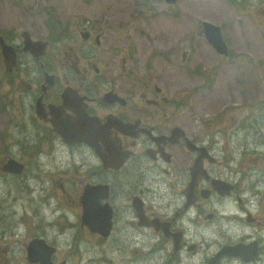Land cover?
<instances>
[{
  "label": "flooded vegetation",
  "instance_id": "flooded-vegetation-1",
  "mask_svg": "<svg viewBox=\"0 0 264 264\" xmlns=\"http://www.w3.org/2000/svg\"><path fill=\"white\" fill-rule=\"evenodd\" d=\"M1 1L2 73L17 92L18 106V115L8 122L18 133L34 132L24 135L14 150L34 155L43 144L49 155L55 149L64 152L69 167L66 172L79 167L80 174L70 177L71 185L66 193L74 217L87 216L83 187L104 186L95 192V199L100 215L109 218V225L91 233L98 248L109 252L106 256L99 255L100 262L212 264L210 260L217 249L247 241L257 243L255 256H240L235 248L231 251L235 257L224 256L222 261L224 264L230 260L245 263L241 259L256 262L262 254L260 240L247 236L236 239L245 221L258 223L250 217L240 197L235 195L243 216H227L219 221L215 202L224 198L216 192L207 196L211 182L204 168L205 175L199 179L201 191L193 187L191 167L199 169L205 161L211 177L231 189L227 191L228 197L235 192V170L225 160H219L215 141L213 148L207 146L205 150L193 144H198L196 139L187 140L179 126L172 123L173 119H158L155 108H138L131 98L132 88L122 80L125 72H132L134 94L142 91L141 96H145L148 86L139 80L140 63L148 57L151 48L139 46L135 57L134 43L153 42L164 48L162 44L166 40H174L180 52V64L197 55L193 76L202 75L204 65L211 63L203 87L211 81L212 85L216 73L214 61L206 59L215 58L201 41L220 50L210 25L215 15V0ZM226 1L234 9L261 6L264 12V0ZM5 5L17 12L7 10ZM29 6L30 12L24 13ZM7 17H12L14 22L6 23ZM155 55L150 54L145 68H154V57L161 59ZM151 90L159 92L160 88L153 85ZM146 97L144 102L154 107L171 102L163 96ZM8 104L13 106L12 102ZM5 106L0 104L1 114ZM137 113L151 123L141 126ZM0 124L5 131L7 120L2 118ZM230 133L241 137L251 130L240 122ZM213 134L219 137L215 130ZM135 146L139 150L133 151ZM224 164L227 175L220 169ZM132 169L146 178L139 184L128 181ZM175 186L180 187L178 192ZM215 222L218 227L214 229ZM209 223L212 227L206 230L205 237L199 227ZM80 228L87 231L85 225ZM215 233L221 238L218 243ZM81 264L88 261L83 259Z\"/></svg>",
  "mask_w": 264,
  "mask_h": 264
},
{
  "label": "rangeland",
  "instance_id": "rangeland-1",
  "mask_svg": "<svg viewBox=\"0 0 264 264\" xmlns=\"http://www.w3.org/2000/svg\"><path fill=\"white\" fill-rule=\"evenodd\" d=\"M4 7L9 11L17 12L9 5ZM29 12L30 6L24 10L26 14ZM21 18L24 19L22 15ZM0 21H2V1ZM211 21L221 26L229 50L228 55L219 56L210 45L201 41L215 58L206 59L208 62L214 61L216 73L213 75L212 85L211 81L208 86L203 87L206 84V76L210 74L211 63L204 65L202 75L193 76L197 55L193 56V60L186 59L180 64L181 56L179 50L175 48L174 40H166L162 44L164 48L153 42L134 43L135 57L139 46L151 48L148 57L140 63L142 71L139 80L148 86L145 96H141L142 91L134 94L131 84L134 80L132 72H125L122 80L132 88L131 98L135 105L149 110L155 108L158 119L169 117L173 119L172 123L202 141H206L211 136L209 131L215 130L219 136V143H215L219 160L227 162V157L232 152L236 158V166L232 168L237 169L242 176L241 184L246 183V188L251 190V193L262 189L258 195L261 203L260 212L256 217L260 222L253 224L249 219L242 225L253 231L254 228L264 226V12L261 6L250 10L234 9L226 0H215V15ZM13 22L12 17L6 18V23ZM151 53H156L155 56H160L161 59L154 57V68L147 69L144 65ZM7 82L6 76L2 73L0 59V104L2 107L6 104L5 109L2 108V114L0 111V120L2 118L7 120L5 131L0 124V168L4 162L2 158L5 156L21 163L20 169L16 172L10 173L6 170L11 175H6L5 171L0 169V264H39L28 262L25 255L24 245L33 237L43 238L48 245L57 249L59 259L52 260L54 264H58L66 256H73L69 264H81L83 259L76 263L74 260L84 251L94 254L92 259H86L91 260L88 264H103L99 255L106 256L109 252L105 248H98L95 237L82 230L79 219L69 213L72 205L62 191L64 189L68 193L71 185L70 172L69 170L66 172L69 167L66 166L64 152L55 149L52 155H49L43 144L36 148L34 155L14 150V146L19 144L24 135L30 136L34 132L28 129L29 134L18 133L8 122L18 115V106L17 92ZM153 85L160 88V91H152ZM146 96H163L171 102L154 107L144 102ZM9 102H12L13 106H9ZM227 107L233 109L229 110ZM136 115L139 116L142 125L147 126L151 123L139 113ZM32 118L37 119L35 116ZM240 122L251 130V133L234 137L230 132ZM220 169L224 174L228 172L226 164ZM145 178L143 173L134 169L127 176L128 181L137 184ZM229 201L234 205V198L229 199L225 205ZM4 206L8 209L6 213L2 211ZM91 215L93 218L96 217V208L92 210ZM74 226L73 238L79 250L71 246L63 248L62 235ZM211 227V223L201 224L199 229L205 232L207 237L206 230ZM213 227L214 229L218 227V223L215 222ZM22 230H24L23 235L16 238L15 232ZM215 236L217 241H221L218 233H215ZM237 238H240V235ZM261 245L262 254L257 261L259 264H264V243L262 242ZM16 249L20 251V256L13 255V250Z\"/></svg>",
  "mask_w": 264,
  "mask_h": 264
},
{
  "label": "bare ground",
  "instance_id": "bare-ground-1",
  "mask_svg": "<svg viewBox=\"0 0 264 264\" xmlns=\"http://www.w3.org/2000/svg\"><path fill=\"white\" fill-rule=\"evenodd\" d=\"M81 128H83V127H81ZM79 129H80V127H79ZM79 129H78V130H79ZM74 130H75V129H74ZM79 131H80V130H79Z\"/></svg>",
  "mask_w": 264,
  "mask_h": 264
},
{
  "label": "trees",
  "instance_id": "trees-1",
  "mask_svg": "<svg viewBox=\"0 0 264 264\" xmlns=\"http://www.w3.org/2000/svg\"><path fill=\"white\" fill-rule=\"evenodd\" d=\"M2 211H4V209H2Z\"/></svg>",
  "mask_w": 264,
  "mask_h": 264
},
{
  "label": "water",
  "instance_id": "water-1",
  "mask_svg": "<svg viewBox=\"0 0 264 264\" xmlns=\"http://www.w3.org/2000/svg\"><path fill=\"white\" fill-rule=\"evenodd\" d=\"M217 38V37H216Z\"/></svg>",
  "mask_w": 264,
  "mask_h": 264
}]
</instances>
